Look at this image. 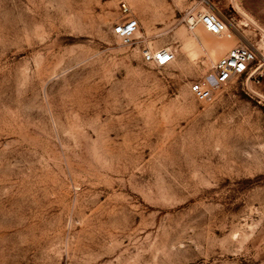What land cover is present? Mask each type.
Wrapping results in <instances>:
<instances>
[{"label": "rangeland", "instance_id": "obj_1", "mask_svg": "<svg viewBox=\"0 0 264 264\" xmlns=\"http://www.w3.org/2000/svg\"><path fill=\"white\" fill-rule=\"evenodd\" d=\"M236 4L264 29V0ZM195 6L237 35L189 31ZM131 17L132 45L113 32ZM243 19L231 0H0V264H264V101L213 76L239 43L264 53ZM162 48L169 66L144 62Z\"/></svg>", "mask_w": 264, "mask_h": 264}, {"label": "built area", "instance_id": "obj_2", "mask_svg": "<svg viewBox=\"0 0 264 264\" xmlns=\"http://www.w3.org/2000/svg\"><path fill=\"white\" fill-rule=\"evenodd\" d=\"M197 6L189 9L182 18L181 23L189 31L195 30L198 26H203L207 32L219 38L231 39L236 34V26L233 21H228L216 13L196 12ZM121 11L128 15L130 8L126 3L121 4ZM140 31V22L135 18H128L124 23L117 25L113 32L125 44H133L138 40L137 35ZM264 53H260L258 47L252 43H239L230 52L220 59L215 65L214 78L219 86L225 85L236 77L249 76L261 64H264ZM176 58L174 51L168 48H162L157 51L148 50L143 53V59L146 64L157 68L169 66ZM264 69L252 80L256 84L261 83V77ZM191 92L199 101H206L211 96V89L204 87L201 82L191 85Z\"/></svg>", "mask_w": 264, "mask_h": 264}, {"label": "water", "instance_id": "obj_3", "mask_svg": "<svg viewBox=\"0 0 264 264\" xmlns=\"http://www.w3.org/2000/svg\"><path fill=\"white\" fill-rule=\"evenodd\" d=\"M234 10L241 16L243 17L245 20H247L252 26L255 27L256 30H258L261 34L264 35V29L262 27H260L256 22H254L252 19H250L246 14H244L237 6L236 4V0H231ZM264 69V64H261L259 67H257V69H255L254 72H252L248 77H247V86L248 89L255 95L257 96L259 99L264 101V95L254 91L251 88V82L252 80Z\"/></svg>", "mask_w": 264, "mask_h": 264}, {"label": "bare ground", "instance_id": "obj_4", "mask_svg": "<svg viewBox=\"0 0 264 264\" xmlns=\"http://www.w3.org/2000/svg\"><path fill=\"white\" fill-rule=\"evenodd\" d=\"M243 21H244V24H245V25H248V24H249L247 20L243 19ZM261 36L264 38V35H263V34H262ZM260 57H261V56H260ZM261 60L263 61L264 58L261 57Z\"/></svg>", "mask_w": 264, "mask_h": 264}, {"label": "crops", "instance_id": "obj_5", "mask_svg": "<svg viewBox=\"0 0 264 264\" xmlns=\"http://www.w3.org/2000/svg\"><path fill=\"white\" fill-rule=\"evenodd\" d=\"M236 2H238V0H236ZM238 4V3H237ZM239 6V5H238Z\"/></svg>", "mask_w": 264, "mask_h": 264}]
</instances>
